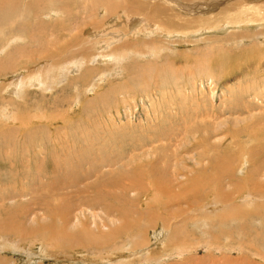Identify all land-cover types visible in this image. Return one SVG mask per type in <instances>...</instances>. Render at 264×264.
Here are the masks:
<instances>
[{
    "label": "rangeland",
    "instance_id": "rangeland-1",
    "mask_svg": "<svg viewBox=\"0 0 264 264\" xmlns=\"http://www.w3.org/2000/svg\"><path fill=\"white\" fill-rule=\"evenodd\" d=\"M230 2L218 20L206 17L213 31L167 37L145 33V17L123 11L126 0H0V194L13 199L0 209L34 210L32 191L45 188L49 194L60 187L50 199L68 204L65 210L77 222L65 223L63 208L52 214L35 209L37 215L26 221L18 216L20 208L8 224L13 232L0 229V264H264V194L263 205L241 203L255 194L248 185L264 184V22L245 30L222 28L227 20H257L253 8L262 2ZM137 19L133 28L139 32L131 31ZM249 107L256 109L248 113ZM199 140L207 143L198 146ZM89 153L112 159L113 166L100 172L116 181V196L133 189L126 195L132 206H122L127 219L117 216L116 204L112 214L98 208L117 221L115 229L127 224L126 233L140 238L144 230L140 245L123 243L125 234L119 233L114 248L82 247L81 223L97 234L90 214L102 211H88L84 191L53 187L50 177L55 165L74 174L91 169L84 163ZM252 168L261 172L243 183ZM220 190L240 198L228 199L236 211L220 218L227 203L221 199L220 216L204 219L199 208L208 214ZM161 219L165 227L179 225L183 236L169 243L172 231L163 234ZM57 231L63 234L54 239ZM181 244L184 250L174 253Z\"/></svg>",
    "mask_w": 264,
    "mask_h": 264
},
{
    "label": "bare ground",
    "instance_id": "bare-ground-1",
    "mask_svg": "<svg viewBox=\"0 0 264 264\" xmlns=\"http://www.w3.org/2000/svg\"><path fill=\"white\" fill-rule=\"evenodd\" d=\"M229 0H207V1H203V0H126V5H128L127 7H122L123 8V11H127L128 13H129V15H131V14H138L139 16H142V17H145V18H142V20H143V23H144V27H143V29H144V32L145 33H148V31H151L150 33L151 34H153V31H159L160 33H163V35L164 36H174V37H180V36H182V37H185V36H187V35H191V34H193V33H196V32H200L199 33V36L200 35H204V33H208L210 30H212L213 31V28L211 27V26H208V25H210L211 24V19L210 20H208V19H206V17H208L209 16V18H212L213 17V15H216L215 16V18H213V19H215V21L216 20H218L219 18H221L222 17V11H224L225 10V8H224V6L226 5V3L228 2ZM231 2L233 1V0H230ZM246 3L248 2V4H249V2H250V0H244ZM255 1H261L262 3H259L258 5H256L254 8H253V10L255 11V13H257V15H258V19L257 20H254V19H249V20H247V22H243V23H238V22H236V23H234V25H233V23L231 22V20H227L226 22H224L223 23V27L222 28H225V29H228L229 27H231V25L232 26H234V27H237L238 28V30H240V28L241 27H243L242 28V30L247 26V27H250V26H248V25H251V24H253V25H251L252 27H255L257 24H255V23H257V22H264V0H255ZM231 2L229 3V4H231ZM252 2V1H251ZM53 3H55V2H53ZM187 3V4H186ZM223 6V7H222ZM230 6L231 5H228V6H226V8H230ZM45 10V9H44ZM76 11V10H75ZM78 11V10H77ZM109 12V11H108ZM249 12L251 13V11L249 10ZM10 13V12H9ZM76 13V12H75ZM121 13H123V12H121ZM12 14V13H11ZM120 15V14H119ZM9 16V15H8ZM42 16V15H41ZM121 16H122V14H121ZM131 17H133V16H131ZM27 18V17H26ZM34 18V17H33ZM83 18V17H82ZM122 18V17H121ZM128 18H130L129 16H127V17H125V19H128ZM36 19V18H35ZM256 19V18H255ZM67 20V19H66ZM138 20H140V19H137V20H135V21H132L131 20V31H135V32H139L138 30H136V27L135 28H133V26H135V24H139V21ZM159 20V21H158ZM59 21V20H58ZM244 21V20H243ZM38 22V21H37ZM208 22H210V24H207ZM61 23V22H60ZM66 23V22H65ZM146 23V24H145ZM151 23V24H150ZM48 24V23H47ZM100 24V23H99ZM155 25V27H153V25ZM93 24H91V26H92ZM96 25V24H95ZM264 25V24H263ZM59 26H62V25H59ZM80 26V25H79ZM137 26V25H136ZM68 27V26H67ZM93 27V26H92ZM98 27V26H97ZM164 27V28H163ZM257 27H259V25H257ZM256 27V28H257ZM261 27H262V25H261ZM58 28V27H57ZM82 28V27H81ZM232 28V27H231ZM69 29V28H68ZM139 29V28H138ZM162 29H165V30H170V29H172V30H170L171 32H164V31H162ZM219 29H221V27H219ZM230 29V28H229ZM184 30H186L185 32H184ZM245 30V29H244ZM248 30V29H247ZM65 31V30H64ZM173 31H176V32H173ZM181 31H183L184 33L183 34H180V33H178V32H181ZM223 31V30H222ZM57 35V34H56ZM106 35V34H105ZM49 36V35H48ZM81 36H83V35H81ZM89 36V35H88ZM98 36V35H97ZM167 36V37H168ZM65 38V37H64ZM90 38V37H89ZM88 38V39H89ZM61 39V38H60ZM57 41V40H56ZM82 41V40H81ZM103 41V40H102ZM61 42V41H60ZM48 43V42H47ZM99 43V42H98ZM42 44V43H41ZM50 44V43H49ZM57 44V43H56ZM70 44V43H69ZM72 44V43H71ZM70 44V45H71ZM46 45H48V44H46ZM61 45V44H60ZM49 46V45H48ZM46 47V46H45ZM98 47V46H97ZM99 47H101V45H99ZM49 48V47H48ZM62 48V47H61ZM103 48V47H102ZM111 49V48H110ZM62 50V49H61ZM100 50H101V48H100ZM51 56V55H50ZM59 56V55H58ZM94 56V55H93ZM104 57V56H103ZM109 57V56H108ZM107 57V58H108ZM112 57V56H111ZM115 57V56H114ZM97 59H99V58H97ZM105 59V58H104ZM104 59H103V61H104ZM114 60V59H113ZM95 62V61H94ZM77 63V62H76ZM76 63H75V65H76ZM64 67V66H63ZM67 67V66H66ZM70 68H72V67H70ZM68 69V68H67ZM60 70H62V69H60ZM67 71V70H66ZM53 72V71H52ZM57 73V72H56ZM75 73V72H74ZM52 74V73H51ZM60 75V74H59ZM59 75H57V76H59ZM65 75V74H64ZM71 75V74H70ZM40 77V76H39ZM51 77H52V75H51ZM38 78V77H37ZM46 78V77H45ZM50 78V77H49ZM41 79H43V77L41 78ZM48 79V78H47ZM55 80V79H54ZM36 81V80H35ZM51 82V81H50ZM16 83V82H15ZM61 84V83H60ZM15 85V84H14ZM52 89V88H51ZM215 94V93H214ZM213 99H214V97H213ZM56 100V99H55ZM63 101V100H62ZM54 102V101H53ZM57 102V101H56ZM59 102V101H58ZM64 102V101H63ZM61 103V102H60ZM259 104V103H258ZM57 105V104H56ZM70 105V104H69ZM261 105V104H260ZM73 106V105H72ZM256 106V105H255ZM247 107V106H246ZM245 107V108H246ZM254 108V107H253ZM254 109H256V108H254ZM254 109H250V107L248 108V110H247V112L248 113H250V112H252ZM70 110V109H69ZM255 111V110H254ZM260 112V111H259ZM254 113V112H253ZM30 116H28V118H29ZM35 117V116H34ZM203 117V116H202ZM33 118V117H32ZM31 118V119H32ZM58 118V120L60 119L59 117H57ZM55 119V118H54ZM53 118H49L48 119V121H53L54 120ZM261 120H263V119H261ZM45 121H47V120H45ZM89 121V120H88ZM30 122V121H29ZM62 123L63 124H65V120H62ZM196 123V122H195ZM185 125V124H184ZM28 127H30V126H28ZM62 127V126H61ZM87 127V126H86ZM200 131H203V130H200ZM199 131V132H200ZM208 131V130H207ZM206 132V131H205ZM208 133V132H207ZM208 134H210V132L208 133ZM212 134V133H211ZM250 134V133H249ZM27 135V134H26ZM25 135V136H26ZM254 135V134H253ZM24 136V137H25ZM212 137H213V135H212ZM212 137H210V138H212ZM234 138V137H233ZM27 139V138H26ZM85 139V138H84ZM86 140V139H85ZM201 140V139H200ZM199 140V141H200ZM24 141H26L25 139H24ZM31 141V140H30ZM84 141V140H83ZM159 141V140H158ZM205 140H202V141H200L199 142V145L198 146H200V145H205V143H207V142H204ZM207 141H208V139H207ZM249 141V140H248ZM86 142H87V140H86ZM26 143V142H25ZM242 143H243V141H242ZM176 144V143H175ZM206 147V146H205ZM210 147V146H209ZM227 147V146H226ZM241 147V146H240ZM239 147V148H240ZM204 148V147H203ZM211 148H213V147H211ZM216 148V147H215ZM248 148V147H247ZM264 148V147H263ZM69 149V148H68ZM91 149V148H90ZM217 149V148H216ZM253 149V148H252ZM87 150V149H86ZM201 150V149H200ZM214 150V149H213ZM224 151L226 150L227 151V148H224L223 149ZM244 150V149H243ZM243 150H241V149H239L238 151H243ZM249 150V149H248ZM216 151V150H215ZM250 151V150H249ZM257 151V150H256ZM255 151V152H256ZM263 151V150H262ZM145 152V151H144ZM167 152V151H166ZM232 152V151H231ZM250 153V152H249ZM253 153V152H252ZM90 154V153H89ZM89 154H86V157L84 158V163L85 164H89V165H91L92 166V168L91 169H88V170H84V172H79L80 170H78V172L80 173V174H74L73 172H65L66 170H64V172H61L59 169H58V167L55 165L54 166V168H52L53 170H52V173H53V177H50V183H52L54 186L53 187H55V186H57L58 184H60V185H65L64 186V188H66V189H69V190H74V191H72V192H75V193H78V192H81V191H84L83 192V201H82V205H86V206H90L89 208H87V210L88 211H94V210H96L98 207H100V208H103V209H105V210H107V211H110L111 212V210H112V206H114L115 204H116V207H115V209L114 210H116V212H119L120 213V215L117 213V216H119V218H122V217H127L128 216V210L126 211L125 209L126 208H122V206H128V207H131L132 206V201L131 200H129L128 198H127V194H131L132 192H133V189L131 188V187H128V188H125L122 192H120L121 193V195H117L116 196V193H113L112 192V190H115L116 191V186H115V184H116V181H112V180H108L107 178H108V176L110 175V174H108V175H106V174H102L101 172H100V170L104 167H106L107 168V166H113V163H112V159L111 160H102V159H100L99 157H98V154H97V156L96 155H94L93 153V155H89ZM95 154H96V152H95ZM238 155V154H237ZM162 156V155H161ZM180 156V155H179ZM22 157V156H21ZM138 157V156H137ZM170 157V156H169ZM168 157V158H169ZM199 157H208V160L210 161V160H212L213 161V156H205V155H203V154H200L199 155ZM83 158V157H82ZM125 158V157H124ZM164 158V157H163ZM261 158V157H260ZM260 158H259V160H260ZM130 159H132V158H130ZM203 159V158H202ZM201 159V160H202ZM232 159V158H231ZM234 159V158H233ZM64 160H66L65 158H64ZM78 160V159H77ZM122 160V159H121ZM127 160V159H126ZM125 160V161H126ZM191 160H193V159H191ZM204 160V159H203ZM80 162V161H79ZM76 164H77V162H75ZM83 163V164H84ZM140 163V162H139ZM58 164V163H57ZM82 164V165H83ZM182 164V163H181ZM260 164V163H259ZM37 165V164H36ZM80 165V164H79ZM263 165V164H262ZM65 166V165H64ZM64 166H63V168H64ZM67 166V165H66ZM256 166V165H255ZM258 166V165H257ZM256 166V167H257ZM4 167V166H3ZM6 167V166H5ZM4 167V168H5ZM68 167V166H67ZM71 167V166H70ZM70 167H68V168H70ZM79 167H81V166H79ZM255 167V168H256ZM74 168V167H73ZM109 168V167H108ZM255 168H252V170L249 172V174H250V176H248V175H246L244 178H243V183H249L251 180L253 181V177H254V175L255 176H257L258 177V175H259V173L261 172V171H258V170H255ZM1 169V168H0ZM112 169H113V167H112ZM162 169V168H161ZM166 169V168H165ZM257 169H259V167L257 168ZM4 170V169H3ZM37 170V169H36ZM82 170V169H81ZM206 170V169H205ZM1 171V170H0ZM74 171V170H73ZM76 171V170H75ZM143 171V170H142ZM160 171V170H159ZM34 172H36V171H34ZM38 174H40V171L38 170ZM77 172V171H76ZM106 172V171H105ZM191 172V171H190ZM208 172V171H207ZM126 173H128V172H126ZM195 173V172H194ZM203 173V172H202ZM201 173V174H202ZM205 173V172H204ZM133 174H136V173H133ZM206 174V173H205ZM233 174H235V173H233ZM238 174V173H237ZM4 175V174H3ZM35 174L33 173L32 174V176H34ZM113 175V174H112ZM177 175V174H176ZM203 176H204V174H202ZM39 177L41 176V175H38ZM114 176V175H113ZM112 176V177H113ZM134 176V175H133ZM153 176V175H152ZM164 176V175H163ZM172 176V175H171ZM179 176H181L182 177V175H180L179 174ZM261 177H262V175H260ZM42 177V176H41ZM177 177V176H176ZM183 177H185V176H183ZM182 177V178H183ZM256 177V178H257ZM260 177V178H261ZM132 178V177H131ZM237 178H239V177H237ZM241 178V177H240ZM40 179V178H39ZM45 179V178H44ZM69 179V180H68ZM72 179V180H71ZM93 179V180H92ZM114 179V178H113ZM255 179V178H254ZM263 179V178H262ZM261 179V180H262ZM42 180V179H41ZM36 181V180H35ZM43 181V180H42ZM127 181V180H126ZM155 181V180H154ZM173 181V180H172ZM124 182V181H123ZM122 182V183H123ZM67 183H68V186H67ZM155 183V182H154ZM259 183V182H258ZM49 184V182L46 184V185H48ZM225 184V183H224ZM252 184H255V183H252ZM140 185V184H139ZM4 186V185H3ZM41 186H42V184H41ZM43 186H44V184H43ZM162 186V185H161ZM253 186H255V185H253ZM257 186V189H259V190H257L256 189V187H252L251 185H248L247 186V188H250V189H252L254 192H255V194H249V195H247L246 197H244V198H242L241 199V203H245V202H250L251 200H254L255 202H257L258 200V204H262L263 205V203L260 201L261 199H262V195L264 194V184H262V183H260V184H258V185H256ZM45 187V186H44ZM119 188V187H118ZM156 188H158V187H156ZM163 188H164V186H163ZM191 188V187H190ZM33 189H35V188H33ZM59 189H60V187H57V188H55V189H53L49 194H48V189L46 190L45 188H38V189H36L35 191H32V200H33V202H31V203H33V206H35L36 208V210H38L39 209V211L40 210H42V211H44V213H46V214H52L55 210H58L59 208L61 209V208H63L64 210H65V208L67 207V205L68 204H66V205H59V204H57L56 202H55V200H51L50 198H53V195H55L54 194V191L55 192H58L59 191ZM102 189H103V191H102ZM170 189V188H169ZM236 189V188H235ZM31 190V189H30ZM51 190V189H50ZM90 190H92V191H94V194H92V196H90V195H88V191H90ZM24 191V190H23ZM23 191H21V193H19L18 195H20V196H22L23 194ZM162 191V190H161ZM209 191V190H208ZM217 191V190H216ZM16 192H18V191H16ZM165 192V191H164ZM207 192V191H206ZM219 192V193H218ZM217 193H218V195L217 196H215V199L213 200V202L211 203V205H215V206H213V208H211L212 210L210 211V212H212V214H204V211H205V209H203V207H202V209L201 208H199L200 210H198V212H200V214L202 215V217L204 218V219H206L207 218V216H211V217H214V216H220V215H218V213H217V211L218 210H221V208L224 210L225 209V212H224V215L223 216H220V218H225L226 216H229V215H231L232 216V214H230L231 213V211H236L235 210V206L234 205H232V202H230L231 200H232V198L234 199V198H236V197H231L230 198V196H227L224 192H222L221 190L220 191H218ZM31 193V192H30ZM187 193V192H186ZM208 193V192H207ZM207 193H205L204 195H202V196H198L200 199H201V201H204V200H206L207 198H206V196L208 195ZM215 193V192H214ZM261 193H262V195H261ZM4 194H6V193H4ZM4 194H0V203H4V205H5V201H13V199L11 198L12 197V195L10 194V195H8L7 197H6V195H4ZM47 194V195H46ZM147 194V193H146ZM184 194V193H183ZM194 194V193H193ZM59 195H62V194H59ZM139 195V194H138ZM138 195H136V196H138ZM178 195V194H177ZM187 195V194H186ZM191 195V194H190ZM214 195H216V193L214 194ZM58 196V195H57ZM119 196H120V198H122L123 200L122 201H124V199H126L125 201H126V203L127 204H124V203H120V201H121V199H119ZM179 196V195H178ZM195 195H193V197H194ZM257 196H259V197H257ZM55 197V196H54ZM171 198V197H170ZM177 199L179 198V197H176ZM181 198V197H180ZM188 198H190V197H188ZM172 199V198H171ZM176 199V200H177ZM182 199V198H181ZM191 199V198H190ZM189 199V200H190ZM198 199V198H197ZM199 199V200H200ZM221 199H224V200H226V202L227 203H225V205H224V203H223V207H219L218 208V206H221L220 205V203H221ZM228 199H231L230 201L228 200ZM236 199H238V200H240V198H236ZM59 200V199H58ZM120 200V201H119ZM183 200V199H182ZM186 200V199H185ZM184 200V201H185ZM198 200V201H199ZM228 200V201H227ZM107 201H110V202H112V204L109 206V204H107L108 202ZM180 201V200H179ZM201 201H199V202H201ZM220 201V202H219ZM223 201V200H222ZM233 201V200H232ZM169 202H171V201H169ZM187 202H188V199H187ZM68 203V202H67ZM74 202L72 201V203L71 204H73ZM189 203V202H188ZM221 203V204H222ZM61 204V203H60ZM182 204H184V203H182ZM190 204V203H189ZM203 204V203H202ZM29 205V204H28ZM171 205V204H170ZM3 206V205H2ZM69 206V205H68ZM167 206V205H166ZM187 206V205H186ZM258 206V205H257ZM24 207V206H23ZM32 207V205L30 206V208ZM172 207V206H171ZM176 207V206H175ZM178 207V206H177ZM204 207L206 208V206H205V204H204ZM208 207V206H207ZM209 207H210V205H209ZM208 207V208H209ZM264 206H261V208H263ZM2 208V207H1ZM4 209H0V214L2 215H0V229H4V230H7V231H12L13 232V230H11V228H10V226H8V224L10 223V218L12 217L11 215H14V214H16L17 212H19V209L21 208L20 207V205H18V206H13V208L11 209H9V208H6L5 206L3 207ZM33 208V207H32ZM174 208V207H173ZM188 208H190V207H188ZM207 208V209H208ZM259 208V207H258ZM29 209V208H28ZM35 209L33 210H31V211H28L27 210V207H26V210L28 211V212H26V210H24V209H22L21 208V210H22V212H21V210H20V212H21V214L20 215H18V216H21L20 218L22 219V220H26L27 221V218L28 219H30L29 217L31 216V218H32V216H33V218H34V216L35 215H37L35 212ZM99 209V208H98ZM137 209V208H136ZM159 209V208H158ZM176 209H178V208H176ZM181 209H182V207H181ZM180 209V210H181ZM196 210V208H193V210ZM206 209V210H207ZM99 210H101V209H99ZM160 210V209H159ZM168 210V209H167ZM59 211V210H58ZM68 211H69V213H68ZM102 211V210H101ZM166 211V210H165ZM184 211V210H183ZM257 211H258V209H257ZM64 212V211H63ZM65 212L67 213V218L65 217L64 218V221H65V223H70V222H76V220L74 219V218H72L71 217V215H70V209L69 210H65ZM132 212V211H131ZM156 212V211H155ZM196 212V211H195ZM35 213V214H34ZM90 213V212H89ZM130 213V212H129ZM178 213V212H177ZM182 213V212H181ZM181 213H179L178 215H176V216H181ZM252 213V212H251ZM56 214V213H55ZM62 214V213H61ZM111 214H112V212H111ZM111 214H108V212H105V211H102V216H96L95 214H93V213H91L90 214V217H91V223H90V225H91V228H96L95 230L97 231V234L96 233H94V232H92V231H90V229L89 228H87L86 226H87V224L86 225H84V223L82 222L81 223V226L84 228V229H86V230H84L83 228H82V232H81V234H80V237H78V238H81L82 240H84L85 241V243H84V245L82 246L84 249H89L88 250V252L89 251H92V250H90V249H92V247L90 246V245H92V246H95V247H100L102 244H103V246H105V247H107V249H109V248H114L115 247V237L119 234V233H123V234H125V237H123L124 238V241H123V243H126L127 245H128V243L127 242H129V245L131 246H138V245H140V241H144V230H143V232H142V236H141V238H140V236L138 235V236H135V234L134 233H132V234H129L128 235V231H129V228H128V226H127V224L125 225V227H122V228H117V229H115V227H114V225H112L113 224V222H117L115 219H113V217H112V219H111ZM173 214V213H172ZM220 214V213H219ZM257 214V213H256ZM260 214H262L261 212H260ZM259 214V215H260ZM58 215V214H57ZM70 215V216H69ZM107 215H109V217H107ZM196 215H197V212H196ZM245 215L246 214H241V216L242 217H245ZM255 215V214H254ZM39 216V215H38ZM37 216V217H38ZM42 216L43 215H41V218H42ZM45 216V215H44ZM53 216V215H52ZM62 216H64V215H62ZM104 216L106 217V220L104 219ZM184 216H186V215H184ZM256 216V215H255ZM46 217V216H45ZM39 218V217H38ZM63 218V217H62ZM177 218V217H176ZM258 218V217H257ZM55 219V218H54ZM127 219V218H126ZM31 220H33V219H30V221ZM46 220H48V218L46 219ZM228 220V219H227ZM230 220H232V217H231V219ZM261 220V219H260ZM99 222L101 225L100 226H97V224H96V222ZM118 221H119V219H118ZM124 221V220H123ZM126 221V220H125ZM125 221H124V223H125ZM128 221V220H127ZM141 221V220H140ZM185 220H183V222H184ZM223 221V223H226V222H224V220H222ZM106 222H109V224H105ZM161 222H162V226H163V228H162V232H163V234L165 235H167V233L171 230L172 231V235H171V240L169 241V243H172L171 241H173V240H176V239H178V238H181V236H183V234H181V233H179L178 231H179V229H181V228H179L180 226L179 225H177V224H175V225H171V226H169V225H166V227L164 226V222H163V220L161 219ZM30 223V222H29ZM31 223H33V221L31 222ZM30 223V224H31ZM44 223V222H43ZM71 223V224H72ZM77 223V222H76ZM120 223H122V222H120ZM172 223H174V222H172ZM171 223V224H172ZM176 223V222H175ZM29 224V225H30ZM60 224V223H59ZM167 224V223H166ZM52 225V224H51ZM51 225H49V226H51ZM34 226V225H33ZM64 226V225H63ZM69 226V225H68ZM37 227V226H36ZM65 227V226H64ZM74 227H75V225H74ZM171 227V228H170ZM52 228H53V226H52ZM67 228V227H66ZM69 228V227H68ZM45 229V228H44ZM55 229V228H54ZM63 229V228H62ZM61 229V230H62ZM30 230V229H29ZM40 231H41V229H39ZM255 230V229H254ZM16 231H18V230H16ZM48 231V230H47ZM54 231V230H53ZM63 231V230H62ZM62 231H59L60 232V234H61V232ZM170 231V232H171ZM59 232L57 231V233L58 234H55V235H53V237H54V239L56 238H58V237H60L59 236ZM105 232H108V233H105ZM126 232H128V233H126ZM173 232H174V235H173ZM50 233H52L51 232V230H50ZM56 233V232H55ZM175 233H177V234H175ZM248 233V232H247ZM53 234V233H52ZM63 234V233H62ZM61 234V235H62ZM70 235V234H69ZM73 236L75 235V237H76V234H72ZM255 235V234H254ZM41 236H42V234H41ZM36 237V236H35ZM44 237V236H43ZM49 237V236H48ZM64 236H62V238H63ZM67 237V236H66ZM30 238H32V237H30ZM258 238V237H257ZM44 239V238H43ZM46 239V238H45ZM49 239V238H48ZM47 239V240H48ZM53 239V238H52ZM65 239V238H64ZM67 239V238H66ZM80 239V240H81ZM140 239V240H139ZM39 240V239H38ZM63 240V239H62ZM70 240V239H69ZM65 241V240H64ZM179 241V240H178ZM72 242H73V240H72ZM74 243H75V241H74ZM90 244V245H89ZM125 244V245H126ZM183 244H181L180 245V248H176L175 249V252L174 253H178V252H180V251H182V250H184V248H183V246H182ZM56 246V245H55ZM52 247V246H51ZM93 249H94V247H93ZM99 249V248H98ZM103 250V249H102ZM95 259V258H94ZM211 259V258H210ZM242 259H240V261H241ZM211 261V260H210ZM103 263V262H102ZM242 263H243V261H242ZM241 263V264H242ZM254 264H256V262H253Z\"/></svg>",
    "mask_w": 264,
    "mask_h": 264
}]
</instances>
